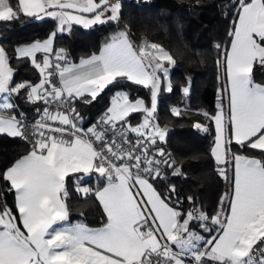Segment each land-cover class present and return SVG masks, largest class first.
<instances>
[{
  "label": "snow or ice",
  "instance_id": "snow-or-ice-1",
  "mask_svg": "<svg viewBox=\"0 0 264 264\" xmlns=\"http://www.w3.org/2000/svg\"><path fill=\"white\" fill-rule=\"evenodd\" d=\"M231 14L230 47L217 61L227 84L215 114L201 113L214 122L210 154L227 185L209 213L174 184L157 187L169 173L183 175L160 146L168 127L157 118L159 95L172 91L176 60L157 43L134 42L129 26L121 27V0H0V23L47 17L56 24L46 39L14 50L38 82L16 83L0 47V135L29 145L0 170L3 191L13 196L11 206L0 198V264H264V81L256 80L264 75V0H233ZM106 24L117 30L78 63L54 46L74 25ZM125 82L147 89L150 104L115 91L85 128L78 105ZM22 95L36 114L31 124L15 102ZM136 113L142 119L133 124ZM170 114L184 115L176 107ZM192 126L209 130L199 121ZM92 179L96 186H85ZM69 180L76 193L98 203L100 227L69 223Z\"/></svg>",
  "mask_w": 264,
  "mask_h": 264
},
{
  "label": "trees",
  "instance_id": "trees-1",
  "mask_svg": "<svg viewBox=\"0 0 264 264\" xmlns=\"http://www.w3.org/2000/svg\"><path fill=\"white\" fill-rule=\"evenodd\" d=\"M232 2L233 0H121V27L124 24L129 26L134 42L137 44L140 39H147L150 43H157L176 60L175 66L170 68L172 91H164L159 95L157 118L161 126L168 127L166 143L160 146L176 160L183 175L173 176L169 173L168 179L158 183L157 187L163 191L167 184H174L181 197H194L197 206L203 205L204 210L209 213H214L217 209L219 198L227 190V185L218 177L214 158L210 154L214 136L213 122L201 113L215 114L223 89V69L217 61L223 58V50L229 40L228 32L233 20ZM12 3L15 4V0ZM54 29L55 22L47 17L43 20L21 17L13 23H0V47L9 56L16 83L37 82L38 74L32 70L29 62L17 60L14 50L32 41L45 39ZM116 30L115 24L97 25L88 29L74 25L70 34L65 32L57 35L54 46L56 49H65L69 59L77 62L81 57L96 52ZM217 44L221 45L219 51ZM256 80L264 81V75L257 73ZM184 87L189 88L187 94L183 92ZM119 90L127 91L132 98H143L150 104L147 89L125 82L123 88L106 89L91 105H78V110L84 117V126L90 125L103 114L109 106L111 96ZM15 102L19 105V111L26 113L27 121L36 117L33 107L24 103L23 95L15 99ZM173 107L179 108L184 115L172 116L170 109ZM140 118L141 114H133L131 122L136 124ZM196 121L208 126V132L196 131L192 126ZM28 147L18 138L0 135V170L25 154ZM233 151L241 150L233 145ZM87 183L91 187L96 186L94 179ZM68 187L69 222H84L88 226L101 225L102 210L95 199L76 193L71 180ZM4 188L5 185L0 183V198L7 200L11 206L13 196L4 192ZM184 208H188V204L185 203Z\"/></svg>",
  "mask_w": 264,
  "mask_h": 264
},
{
  "label": "crops",
  "instance_id": "crops-1",
  "mask_svg": "<svg viewBox=\"0 0 264 264\" xmlns=\"http://www.w3.org/2000/svg\"><path fill=\"white\" fill-rule=\"evenodd\" d=\"M55 27H56V24H55ZM48 36H49V35H48ZM48 36H47V37H48ZM47 37H46V38H47ZM46 38H45V39H46ZM229 39H230V38H229ZM42 40H44V39H42ZM42 40H41V41H42ZM32 42H34V41H32ZM32 42H31V43H32ZM228 42H229V40H228ZM29 44H30V43H29ZM27 45H28V44H27ZM22 46H23V45H22ZM101 46H102V45H101ZM101 46H100V47H101ZM100 47L98 48V50L100 49ZM228 47H230V44H229V43H227L226 48H228ZM98 50H97L96 52H98ZM41 55H42V54H40V56H41ZM86 57H87V56H86ZM78 62H79V60L77 61V63H78ZM37 82H38V81H37ZM226 84H227V82H226V78L224 77V86H223V87H226ZM224 100H225V107H227V98H226V96L224 97ZM213 126H214V135H215V125H214V122H213ZM213 138H214V136H213ZM212 146H213V143H212L211 147H212ZM210 152H211V148H210ZM23 155H24V154H23ZM21 156H22V155H21ZM21 156H20V157H21ZM20 157H18L17 159H19ZM17 159H16V160H17ZM16 160H15V161H16ZM15 161H14V162H15ZM14 162H13V163H14ZM13 163H12V164H13ZM10 166H11V165H10ZM8 167H9V166H8ZM85 186H89L88 183H86ZM76 222H78V221H72V222H69V223H76ZM100 226H101V225H99V226H89V227H93V228H95V227H100Z\"/></svg>",
  "mask_w": 264,
  "mask_h": 264
},
{
  "label": "built area",
  "instance_id": "built-area-1",
  "mask_svg": "<svg viewBox=\"0 0 264 264\" xmlns=\"http://www.w3.org/2000/svg\"><path fill=\"white\" fill-rule=\"evenodd\" d=\"M35 118H36V117H35ZM35 118H34V119H35ZM34 119H33L32 121H26V122L29 123V124H31V123L34 121ZM98 119H99V117L96 118L91 124L95 123ZM91 124H90V125H91ZM90 125H86V126H84V127L86 128V127H88V126H90Z\"/></svg>",
  "mask_w": 264,
  "mask_h": 264
},
{
  "label": "water",
  "instance_id": "water-1",
  "mask_svg": "<svg viewBox=\"0 0 264 264\" xmlns=\"http://www.w3.org/2000/svg\"><path fill=\"white\" fill-rule=\"evenodd\" d=\"M141 40H143V39H140L139 42H138L137 44H139V43L141 42ZM163 126H164V125H163Z\"/></svg>",
  "mask_w": 264,
  "mask_h": 264
},
{
  "label": "rangeland",
  "instance_id": "rangeland-1",
  "mask_svg": "<svg viewBox=\"0 0 264 264\" xmlns=\"http://www.w3.org/2000/svg\"><path fill=\"white\" fill-rule=\"evenodd\" d=\"M25 45H27V44H25ZM22 46V45H21ZM24 46V45H23ZM224 86V85H223ZM224 88V87H223ZM142 119V116H141V118H140V120Z\"/></svg>",
  "mask_w": 264,
  "mask_h": 264
}]
</instances>
